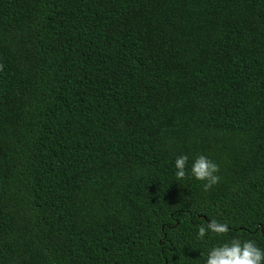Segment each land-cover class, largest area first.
I'll list each match as a JSON object with an SVG mask.
<instances>
[{"label":"trees","instance_id":"obj_1","mask_svg":"<svg viewBox=\"0 0 264 264\" xmlns=\"http://www.w3.org/2000/svg\"><path fill=\"white\" fill-rule=\"evenodd\" d=\"M0 64V264L264 249V0H0Z\"/></svg>","mask_w":264,"mask_h":264},{"label":"clouds","instance_id":"obj_2","mask_svg":"<svg viewBox=\"0 0 264 264\" xmlns=\"http://www.w3.org/2000/svg\"><path fill=\"white\" fill-rule=\"evenodd\" d=\"M0 71L3 65L0 64ZM189 156L187 154L178 155L174 162L176 169L175 176L178 180H183L187 176ZM220 168L217 163L207 156L198 155L191 164V177L196 181L203 182V190L209 191L214 185L220 182ZM224 236L230 231L228 224L210 220L207 226L201 225L198 229V237L204 239L207 233ZM205 264H264V249H261L255 241L240 240L232 238L230 242H225L213 246L207 253Z\"/></svg>","mask_w":264,"mask_h":264}]
</instances>
